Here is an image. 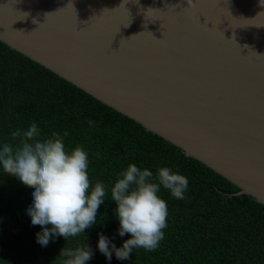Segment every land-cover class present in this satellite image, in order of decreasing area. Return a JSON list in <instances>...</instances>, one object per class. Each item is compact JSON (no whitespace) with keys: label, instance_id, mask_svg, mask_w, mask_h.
I'll return each mask as SVG.
<instances>
[{"label":"water","instance_id":"1","mask_svg":"<svg viewBox=\"0 0 264 264\" xmlns=\"http://www.w3.org/2000/svg\"><path fill=\"white\" fill-rule=\"evenodd\" d=\"M261 3L0 0V40L264 204Z\"/></svg>","mask_w":264,"mask_h":264},{"label":"trees","instance_id":"2","mask_svg":"<svg viewBox=\"0 0 264 264\" xmlns=\"http://www.w3.org/2000/svg\"><path fill=\"white\" fill-rule=\"evenodd\" d=\"M30 118L42 133L67 130L69 149H87L93 184L111 185L129 163L153 172L167 165L188 178L184 199L160 193L168 217L158 248L134 249L124 261L114 254L108 261L96 247L100 233L117 247L130 236L118 235L116 205L106 197L98 224L86 229L85 242L94 251L88 264H264V204L235 194L238 186L211 167L0 40V142ZM29 188L14 175H0V264H58L65 239L46 247L36 242L41 228L28 222L23 208Z\"/></svg>","mask_w":264,"mask_h":264},{"label":"clouds","instance_id":"3","mask_svg":"<svg viewBox=\"0 0 264 264\" xmlns=\"http://www.w3.org/2000/svg\"><path fill=\"white\" fill-rule=\"evenodd\" d=\"M68 135L67 130L42 133L30 118L10 133L9 140L0 142V175H14L30 185V200L23 208L28 222L41 228L36 242L46 247L51 240L64 237L65 245L55 261L88 264L94 251L85 242L86 229L98 224V209L110 197L116 205L113 213L119 221L118 235L130 236L117 247L113 239L98 234L99 252L108 261L113 254L124 261L134 249L151 252L158 248L168 217L167 201L160 193L163 189L173 198L184 199L188 178L167 165L153 172L129 163L111 185L103 181L93 184L89 152L82 145L69 149L65 144ZM73 240L75 244L66 243Z\"/></svg>","mask_w":264,"mask_h":264}]
</instances>
